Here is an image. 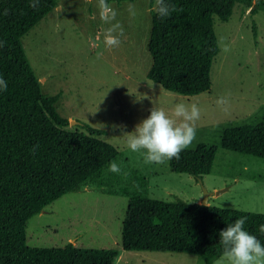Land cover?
<instances>
[{
    "label": "rangeland",
    "instance_id": "obj_1",
    "mask_svg": "<svg viewBox=\"0 0 264 264\" xmlns=\"http://www.w3.org/2000/svg\"><path fill=\"white\" fill-rule=\"evenodd\" d=\"M128 3L136 6L135 19H129ZM110 4L124 27L117 48L109 49L103 42L107 26L99 18L96 0H60L22 38L43 92L60 93L56 106L69 119L67 127L84 130L72 122L77 120L103 128L101 137L120 151L114 161L121 168L117 174L108 166L104 184L88 182L31 217L28 244L64 246L72 241L85 247H117L120 253L114 264H203L197 253L124 248L123 221L130 196L144 177L153 198L202 203L206 187L211 205L264 212V157L221 145L225 128L264 119V0L238 1L228 20L215 16L218 38H226L230 51L220 49L212 66V87L195 95L166 89L148 76L155 2ZM98 52L103 53L99 58ZM220 96L229 99L227 112L216 104ZM178 102L197 103L201 110L190 147L201 141L217 145L213 169L203 177L175 171L170 161L145 163L142 152L126 145L124 133L133 131L154 103L170 113ZM220 189L224 190L217 193Z\"/></svg>",
    "mask_w": 264,
    "mask_h": 264
},
{
    "label": "trees",
    "instance_id": "obj_2",
    "mask_svg": "<svg viewBox=\"0 0 264 264\" xmlns=\"http://www.w3.org/2000/svg\"><path fill=\"white\" fill-rule=\"evenodd\" d=\"M122 1L127 0H108ZM238 1L168 0L178 11L163 19L152 10L148 76L184 95L209 90L221 49L215 16L228 20ZM29 3L0 0V76L7 81V90L0 91V264H114L117 247H85L72 241L64 246L28 244L31 217L88 182L104 184L105 169L120 154L101 137L103 128L87 122L80 123L84 130L68 128L69 119L56 106L60 93L43 92L22 38L60 0H39L36 8ZM221 145L264 157V119L225 128ZM217 150V145L201 141L170 164L175 171L203 177L212 171ZM239 217L247 218L244 227L264 243L258 231L264 212L153 198L144 177L130 196L122 243L129 250L197 253L203 264H213L222 254L220 230Z\"/></svg>",
    "mask_w": 264,
    "mask_h": 264
},
{
    "label": "clouds",
    "instance_id": "obj_3",
    "mask_svg": "<svg viewBox=\"0 0 264 264\" xmlns=\"http://www.w3.org/2000/svg\"><path fill=\"white\" fill-rule=\"evenodd\" d=\"M38 4L39 0H30L29 7L36 8ZM96 7L101 22L107 26L102 34L105 46L109 49L119 47L124 27L117 19V9L108 0H96ZM153 10L161 19L178 11L168 0H155ZM126 11L130 20L138 15L136 6L132 3L127 4ZM225 40V37L220 36L217 45L227 53L230 51V45ZM2 46L3 42H0V47ZM102 55V52H98L97 58ZM6 90L7 81L0 76V91ZM216 104L225 112L229 110V99L226 96L217 98ZM200 118L201 110L197 103L178 102L170 113L154 103L150 114L141 120L133 131L125 132L123 136L126 137V145L131 151L142 152L145 163L164 165L173 158L179 160L181 152L191 146L196 137V122ZM109 171L119 174L121 168L112 161ZM246 220V217L236 218L220 230L219 243L222 245V254L214 264H264V243L244 227ZM258 231L264 234V224L259 225Z\"/></svg>",
    "mask_w": 264,
    "mask_h": 264
},
{
    "label": "water",
    "instance_id": "obj_4",
    "mask_svg": "<svg viewBox=\"0 0 264 264\" xmlns=\"http://www.w3.org/2000/svg\"><path fill=\"white\" fill-rule=\"evenodd\" d=\"M72 122L82 123L81 121H77V120H72ZM223 190H224V189H220V190L217 191V193H220V192H222ZM204 191H205V198H204V200L202 201V203L207 204V203H208V197H209L211 191H209L206 187H204Z\"/></svg>",
    "mask_w": 264,
    "mask_h": 264
}]
</instances>
